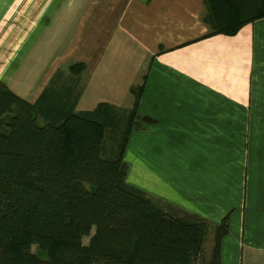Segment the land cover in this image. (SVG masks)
<instances>
[{"label":"crops","instance_id":"crops-1","mask_svg":"<svg viewBox=\"0 0 264 264\" xmlns=\"http://www.w3.org/2000/svg\"><path fill=\"white\" fill-rule=\"evenodd\" d=\"M204 12L203 0H0V80L75 111L128 110L143 85L138 111L154 121L128 137L126 181L165 211L227 217L220 264H264V17L205 36Z\"/></svg>","mask_w":264,"mask_h":264},{"label":"trees","instance_id":"trees-1","mask_svg":"<svg viewBox=\"0 0 264 264\" xmlns=\"http://www.w3.org/2000/svg\"><path fill=\"white\" fill-rule=\"evenodd\" d=\"M205 36L234 35L264 17V0H203ZM84 70L70 65L71 75ZM143 85L120 110L99 103H30L0 80V264H193L203 258L209 221L176 207L165 211L126 181L123 159L141 115ZM63 105V104H61ZM229 221L214 225L206 264H220ZM93 231V232H92ZM89 236L86 244L82 238ZM36 247V252L31 247Z\"/></svg>","mask_w":264,"mask_h":264},{"label":"rangeland","instance_id":"rangeland-1","mask_svg":"<svg viewBox=\"0 0 264 264\" xmlns=\"http://www.w3.org/2000/svg\"><path fill=\"white\" fill-rule=\"evenodd\" d=\"M214 222L210 221L209 224V228H208V232H207V235H206V238H205V241L203 243V258H199V259H196V260H193V264H206V256L209 255V251H211V248H212V244H213V229H214V225H213ZM93 232V231H92ZM89 239V236H84L82 238V241L84 244L87 243ZM31 251L32 252H36V247L34 245H32L31 247Z\"/></svg>","mask_w":264,"mask_h":264}]
</instances>
